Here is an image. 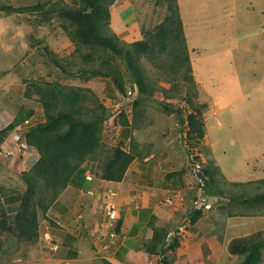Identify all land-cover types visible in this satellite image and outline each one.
<instances>
[{
    "label": "rangeland",
    "instance_id": "rangeland-1",
    "mask_svg": "<svg viewBox=\"0 0 264 264\" xmlns=\"http://www.w3.org/2000/svg\"><path fill=\"white\" fill-rule=\"evenodd\" d=\"M38 1L58 2L61 6L79 5L78 1L74 0H0V130L10 125L22 108L35 112L34 116L27 120L28 123L25 121L21 124H25L22 131L45 121L37 96L29 98L25 95L32 82L87 88L111 114L120 102L121 93L111 79L95 77L84 80L79 76L83 69L90 71L95 64L85 62L75 51L76 46L63 27L64 21L55 17L47 22L40 13L9 14L3 11L7 6H30ZM177 1L184 24L194 82L183 86L181 82L171 81L163 76L162 68L154 67L145 61L148 74L154 80L162 78L160 87L173 89L172 97L168 98L160 90L152 98L146 100L145 97L140 106V126L136 129L123 125L122 114L120 117L118 113L111 114L110 120L103 125L102 147L96 155V163H93V166H97V163L98 166L96 169L87 170L94 176V180H84L82 190L86 193L94 189L100 180L97 176L99 164L111 153L114 146H125L128 139L132 140L130 146H134L139 155L128 168L131 172H140L142 160L150 155H155L158 161H165L167 158L171 161L165 172L171 170L173 163L176 165L175 169H181L187 158L185 152L189 148H196L205 166L211 171L215 167L218 168L212 185L216 191L214 198L217 199L211 210L212 231L221 242L223 251L220 252L219 258L212 259L210 264H237L239 257L228 252L230 241L264 232V208L248 209L229 202L230 196L242 201L264 192L263 185L250 180L254 175L252 168L256 163L247 162L248 156L244 152V149H255L256 146L260 147L258 151L264 149V133L253 137V134L264 131V103L261 101L257 104L259 100L256 102L257 93L253 90L254 85L264 78V0ZM110 9L111 30L125 44L142 40L144 31L154 29L167 14L166 6L159 5L157 0H117ZM65 24L69 25L68 22ZM83 52L86 54L91 50L84 48ZM122 70H125L124 66ZM198 80L202 89L197 85ZM172 82H175L174 87ZM126 87L127 90L131 88L129 85ZM134 96L138 97L139 92L137 95L134 93ZM164 103L170 104L177 113L169 114L163 106ZM203 104L206 107H202ZM124 106H127L129 111L130 122L131 106ZM191 114L194 122L204 123V138L200 141L191 137V125L189 126L187 121ZM180 118L185 120L184 124H179ZM242 131L243 137L251 134L252 138H241ZM15 134L13 130L3 143L4 149L8 151L0 156V166L10 182L21 186L25 185L21 178L22 173L32 167L37 155L31 147L20 149L19 152L15 144ZM205 136L208 137L209 145L205 143ZM9 151H12L13 155H9ZM187 154L189 161L188 151ZM211 154L216 165L210 158ZM13 156L14 161L11 160ZM188 167L190 181H187L184 187L190 192L189 197L194 194L197 198L198 193L203 194L205 189L203 190L194 179L190 163ZM246 182L253 184L247 185ZM158 210L159 213L162 211ZM79 211L80 213L61 220L63 231L72 227L69 232L74 233L82 225L86 216L81 215V210ZM185 213L186 211L183 215L186 216ZM181 216L180 213L177 218L169 219L171 225L173 222L178 226L182 222L190 225L188 218L182 220ZM103 229L105 230L104 225ZM55 232L59 238L62 237V232L58 229ZM96 234L103 242L87 245L79 242L81 236L78 234H75L77 239L74 236L70 238L69 244L73 247H70L68 257L74 260L72 264H102L104 259L114 260L107 251L120 246L121 241L112 244L105 232L96 231ZM109 242L110 246L114 245L110 250L107 245ZM148 243L145 248L150 246ZM86 249L89 254L85 256L83 254ZM79 250L83 251L80 256H85L89 262L75 261ZM58 251L60 250L53 252Z\"/></svg>",
    "mask_w": 264,
    "mask_h": 264
},
{
    "label": "trees",
    "instance_id": "trees-1",
    "mask_svg": "<svg viewBox=\"0 0 264 264\" xmlns=\"http://www.w3.org/2000/svg\"><path fill=\"white\" fill-rule=\"evenodd\" d=\"M74 1H78V7L61 6L58 2L38 1L30 6H7L3 8V11L9 14L40 13L47 22L58 17L64 21L63 27L76 46L75 51L82 56L85 62L95 64L90 71L83 69L79 74L81 78L84 80L95 77L111 79L121 95L127 94V85L131 87L130 89L137 88L139 96L134 100L132 121L129 122L124 113L121 115L124 126H129L131 129L140 126V106L145 97L146 100L152 98L159 90L168 98L172 97L173 89L161 88L162 78L154 80L146 71L145 61L154 67L162 68L163 76L171 81L181 82L183 86L194 82L184 24L177 0H157L159 5L166 6L167 14L164 20L154 29L145 30L142 40L130 44L122 42L110 27L112 18L110 7L117 0ZM67 22L69 25L65 24ZM84 48L90 49L91 52L85 54ZM122 66L125 68L124 71ZM172 83L174 87L175 82ZM25 95L29 98L33 95L37 96L45 116L44 122L24 128L23 131V139L27 146L36 149L39 158L28 171L21 175L25 190L14 212L13 225L11 226L7 220L2 219L0 228L5 232L32 241L39 237V216L46 217L60 195L70 185L79 186L78 182L83 181L84 177L86 180V171L89 168H97L98 163L97 166H93V163H96V155L102 147L103 125L110 118V114L108 109L93 96V93L84 87L32 82ZM163 106L169 114L177 113L170 104L164 103ZM202 107L206 105L203 104ZM34 114V110L22 108L12 123L0 130V149L8 135L17 126L30 120ZM184 121L180 118L179 124H184ZM187 121L189 126L191 125L189 130L192 132L191 137L202 140L204 123L194 122L193 114ZM195 149L189 148L187 150L189 155ZM138 157L134 146H130L128 150H125L122 145L114 146L111 153L99 164L97 176L100 180L121 182L130 165ZM195 159L201 164L206 176L203 183L197 179L196 182L203 190L205 189L203 192L207 197H214L216 191L213 190L212 185L218 168L215 167L211 171L202 162L200 156ZM189 162L193 167V162ZM170 176L175 175L170 173ZM258 183L264 186V180ZM229 202L237 203L248 209H262L264 208V192L242 201L235 196H230ZM207 212L211 210L192 208L189 213L190 222L195 224ZM236 215L233 214V216ZM119 231L120 222L117 220V234H120ZM148 244L150 245L147 248L149 253L159 255L158 264H174L177 259L176 251L180 246L177 235L170 238L167 229L156 228ZM228 251L231 255L239 257L237 264H263L264 232L253 234L248 238L233 239L228 244ZM102 264L114 263L104 259Z\"/></svg>",
    "mask_w": 264,
    "mask_h": 264
},
{
    "label": "crops",
    "instance_id": "crops-1",
    "mask_svg": "<svg viewBox=\"0 0 264 264\" xmlns=\"http://www.w3.org/2000/svg\"><path fill=\"white\" fill-rule=\"evenodd\" d=\"M197 85L199 89H202V84L199 80ZM254 86L253 90L257 93L256 102L259 100L257 104L261 101L264 103V78L259 80ZM133 114L134 108L131 112V117H133ZM243 132L240 134L241 138H252L251 134L243 137ZM263 133L264 131H260V134H253V137ZM205 138L207 139L205 143L209 145L208 137L205 136ZM259 148L256 146V150L253 148L244 149L245 154L248 156L247 162L256 163L252 168L254 175L250 179L251 181L264 180V164H259V162H264V149L258 151ZM32 149L36 152V160H38L39 154L37 150ZM185 153L187 158L181 169H175L176 165L173 163L170 166L171 170L167 172H165V168L171 161H168V158L165 161H158L155 155H150L142 160L140 172H131L129 169L121 182L99 180L94 186L93 196L82 190V182L85 177L83 181L78 182L79 186L70 185L52 206L50 214L46 217L39 216V222L44 221L45 224L43 225L41 222L37 239L28 241L0 228V264H72L74 260H70L68 257L70 247H73L69 244L70 236L76 238L75 234H78V236H81L79 242L94 244L103 242L100 236H96V231L105 232L107 235L108 230L105 227L108 225V221L105 217L103 219L100 206L108 199L109 190L115 193L113 201L117 205L120 214V234L118 238L120 240H117L116 243L121 241V244L114 248L115 250L111 248L114 246H110L111 242L107 244L108 249L110 250L111 248L107 252L114 259L113 261L110 260L112 263L158 264L159 255L149 253L145 245L151 241L156 228H165L169 232L170 238L177 235L180 241V246L176 251L177 259L174 264H210L212 259L219 258L220 252L223 251V246L212 231V212L204 213L195 224L190 222L189 213L193 208V201L196 200V196L192 194L189 197L190 192L184 187L185 183L190 181L187 151ZM212 156L213 154L210 155L211 160H213ZM213 161L216 163L215 160ZM88 173L90 172L86 171L85 176ZM170 173L175 176L169 177ZM24 190L25 185L22 184L20 186L16 185L15 182H10L3 174L2 166H0V221L5 219L11 226L13 225L14 212L20 203V196ZM170 197H173L175 203L173 206L168 207L166 202ZM76 205L80 208H77ZM158 209L162 211L159 213ZM79 210H81V215L86 216L83 223H81L82 225L74 233L69 232L72 227L63 231V222L61 220L68 219L72 214L80 213ZM185 211L186 216L183 215ZM180 213L181 217H183L182 220L187 217L190 225H185V222H182L179 226L174 224V222L171 225L170 220L177 218ZM156 214L158 215L156 216ZM149 226L151 227L149 228ZM54 228L62 232L61 238L56 235L55 231L57 229ZM46 233H49L52 239L58 242L60 251L53 252L51 244L44 239ZM76 244L79 247L78 243ZM112 244H115V242ZM94 246L96 247V245ZM81 254H83V251L79 250L75 261L86 260L89 262L85 257L89 254L88 249L83 254L85 256L81 257Z\"/></svg>",
    "mask_w": 264,
    "mask_h": 264
},
{
    "label": "built area",
    "instance_id": "built-area-1",
    "mask_svg": "<svg viewBox=\"0 0 264 264\" xmlns=\"http://www.w3.org/2000/svg\"><path fill=\"white\" fill-rule=\"evenodd\" d=\"M134 93H136V95H137V93H138L137 88L129 89L127 94L121 95L120 102L118 103V105L116 107L114 106L115 109L112 110L111 114L118 113L119 117H120V115L124 113L129 118L130 117L128 115L129 111L127 110V106H124V105L130 104L131 112H132L134 100L137 98V96H134ZM111 114H110V117H111ZM109 120H110V118L107 121H109ZM25 123H28V121H26ZM24 125L25 124L17 126L15 129L16 134L14 136V139H15V144L17 145L19 152H20V149H27L28 148L25 140L23 139L22 128ZM130 143H131V140L128 139L125 146H123V148L128 150L130 148ZM7 151H8L7 149L5 150L4 147L1 146L0 156L4 155V153H7ZM11 152L12 151H9L8 154L13 155L12 154L13 152L12 153ZM197 156H200V154H199V151H197L196 149L193 150L192 154L189 155L190 161L193 162L194 171L195 170H201V168H202L201 164L199 162H196L195 158ZM11 160L14 161V156L11 158ZM86 180L91 182L94 180V176L91 173H88L86 175ZM86 193L90 196L94 195L93 190H88ZM114 196H115V193L113 191L109 190L108 195H107L108 199L100 206V210L102 211V215H104V217L108 221V225L105 228L108 230L107 235L110 238V240H112V242H116L119 238V234H117V232H116V224L115 223L120 218V214H119V210L117 208V205L113 201ZM109 198H111V199H109ZM168 199L169 200L166 203L168 205H173V203H174L173 198H168ZM214 201L215 202L217 201V199L214 197H206V196L200 195L198 197L197 201L195 202L194 208L195 209H202L203 208L206 211L211 210L214 208V205H213V203H215ZM44 238H45V240H47L51 243L53 249H55V250L57 249V246H56V244H54L52 242V238H51L49 233H46L44 235Z\"/></svg>",
    "mask_w": 264,
    "mask_h": 264
},
{
    "label": "clouds",
    "instance_id": "clouds-1",
    "mask_svg": "<svg viewBox=\"0 0 264 264\" xmlns=\"http://www.w3.org/2000/svg\"><path fill=\"white\" fill-rule=\"evenodd\" d=\"M137 99V98H136ZM135 99V100H136ZM133 108H134V105H133ZM133 110V109H132ZM126 117L128 118V116L126 115ZM128 120H130V117L128 118ZM132 120V119H131ZM131 140V139H130ZM200 154V153H199ZM200 157H201V159H202V156H201V154H200ZM189 161H190V157H189ZM202 162H203V160H202ZM190 163V162H189ZM204 163V162H203ZM190 167H191V164H190ZM191 170H192V173H193V176H194V179L196 180H198L199 182H201V183H203L200 179H198L197 178V176H196V174H195V171H194V169H193V167H191ZM199 171H202L203 172V170H202V168H201V170H199ZM204 173V172H203ZM205 175V174H204ZM206 177V176H205ZM87 181V180H86ZM200 195H203V196H206L207 197V195H205L204 193L203 194H198V196H197V198H196V200H194V203H193V209H195L194 208V206H195V202L197 201V199H198V197L200 196ZM171 198H173V197H171ZM174 200V199H173ZM167 204V203H166ZM168 205V204H167ZM118 208V207H117ZM51 210V209H50ZM212 210V209H211ZM208 211H210V210H208ZM48 215V214H47ZM104 216V215H103ZM120 219V218H119ZM51 236V235H50ZM52 238V237H51ZM45 239V238H44ZM47 241V240H46ZM47 242H49V241H47ZM52 242L54 243V244H56V246H57V249L56 250H58L59 248H60V245L58 244V242H55L53 239H52ZM50 243V242H49ZM51 244V243H50ZM51 247H52V245H51ZM53 250H55V249H53Z\"/></svg>",
    "mask_w": 264,
    "mask_h": 264
},
{
    "label": "water",
    "instance_id": "water-1",
    "mask_svg": "<svg viewBox=\"0 0 264 264\" xmlns=\"http://www.w3.org/2000/svg\"><path fill=\"white\" fill-rule=\"evenodd\" d=\"M195 174H196L197 178L200 179L202 182L206 179V177L202 171L195 170Z\"/></svg>",
    "mask_w": 264,
    "mask_h": 264
}]
</instances>
